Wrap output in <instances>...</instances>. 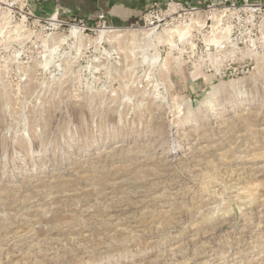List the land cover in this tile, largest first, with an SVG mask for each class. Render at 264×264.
<instances>
[{"label":"rangeland","instance_id":"1","mask_svg":"<svg viewBox=\"0 0 264 264\" xmlns=\"http://www.w3.org/2000/svg\"><path fill=\"white\" fill-rule=\"evenodd\" d=\"M25 12L0 0V264H264V9Z\"/></svg>","mask_w":264,"mask_h":264},{"label":"crops","instance_id":"2","mask_svg":"<svg viewBox=\"0 0 264 264\" xmlns=\"http://www.w3.org/2000/svg\"><path fill=\"white\" fill-rule=\"evenodd\" d=\"M171 0H30L33 14L40 18L59 15L71 20L80 18L95 24L105 15L110 25H130L141 20L142 15L154 4L167 5ZM186 6L204 7L211 1L219 4L224 0H174Z\"/></svg>","mask_w":264,"mask_h":264},{"label":"built area","instance_id":"3","mask_svg":"<svg viewBox=\"0 0 264 264\" xmlns=\"http://www.w3.org/2000/svg\"><path fill=\"white\" fill-rule=\"evenodd\" d=\"M18 2L20 3V6L22 7V9L26 11L25 14L37 20L44 21V20L50 19L55 22H59L60 24H63V25L72 24L74 26L83 27L85 30L90 29V27L87 26L88 23L85 20L80 19V18H73L69 20L70 21L69 22L68 20H65V19H63L64 20L63 21L59 15H55L50 18L36 17L31 10L30 0H18ZM167 5L175 7L178 10H182L188 13L199 12V11H204V10H212V11L223 10L224 11L227 9H232L235 11H241V10L246 11L247 10V11H250L251 13H257V12H260L262 9H264V0H224V2L221 4L211 1L208 4H206L204 7L186 6L183 3L171 0L168 2ZM158 8H159V5L157 3H154L145 13L146 20L148 19L149 16L150 18L152 17L153 14L151 13V10L158 9ZM106 20L107 19L105 15H101L98 21L94 25H96L97 27L103 25L105 27V25L107 24Z\"/></svg>","mask_w":264,"mask_h":264},{"label":"bare ground","instance_id":"4","mask_svg":"<svg viewBox=\"0 0 264 264\" xmlns=\"http://www.w3.org/2000/svg\"><path fill=\"white\" fill-rule=\"evenodd\" d=\"M76 29V28H75ZM112 32H114V31H108V30H104V31H101V36L100 37H103V38H106V35L107 34H109V33H112ZM183 34H184V32H182ZM73 34H75V35H80V32L79 31H74L73 32ZM182 34V35H183ZM181 35V36H182ZM215 89H221V86L219 87V86H217ZM188 111V110H187ZM218 112V111H217ZM215 114V113H214ZM217 114V113H216ZM219 114V113H218ZM215 116V115H214ZM217 118H219V116L218 117H215V119L217 120ZM215 119H213V117H212V120H215ZM219 120V119H218ZM221 120V119H220ZM178 127V126H177ZM170 128V127H169ZM178 129V128H177ZM179 131V130H178ZM175 133V132H174ZM174 133L172 132H170V134H172L173 136H174ZM183 133H185V132H183ZM166 134V133H165ZM169 135V134H168ZM175 135H184V134H182V133H178V134H176L175 133ZM173 139V138H172ZM179 139V138H178ZM157 142V141H156ZM176 145V144H175ZM101 155V154H100Z\"/></svg>","mask_w":264,"mask_h":264}]
</instances>
